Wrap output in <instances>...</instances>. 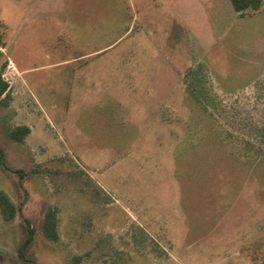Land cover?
Masks as SVG:
<instances>
[{
  "label": "rangeland",
  "instance_id": "374dc122",
  "mask_svg": "<svg viewBox=\"0 0 264 264\" xmlns=\"http://www.w3.org/2000/svg\"><path fill=\"white\" fill-rule=\"evenodd\" d=\"M0 78V264H264V0H0Z\"/></svg>",
  "mask_w": 264,
  "mask_h": 264
},
{
  "label": "trees",
  "instance_id": "16d2710c",
  "mask_svg": "<svg viewBox=\"0 0 264 264\" xmlns=\"http://www.w3.org/2000/svg\"><path fill=\"white\" fill-rule=\"evenodd\" d=\"M229 2L234 12L240 14L249 10L257 11L260 9L262 5V0H229ZM6 88H7L6 83L2 81V79L0 78V98L5 93ZM204 92L205 89L202 88L201 90H199L198 92L199 94L196 97L199 99L203 98ZM5 133L8 136V138H10L11 140L17 143H23L25 137L30 133V129L25 125L12 126L6 129ZM223 141H224L223 142L224 148L230 151V149H232L230 145L231 144L230 141L224 138ZM218 142L220 145H222L220 141ZM233 162L236 164L235 159ZM237 164H239V166H247V167L253 164L256 167H261L262 165H264V154L260 158L254 159L253 161L247 159L246 161ZM0 166L6 171H10V169H8L5 164L4 153L1 147H0ZM10 172L20 173V171L17 170ZM263 180H264V176H263ZM18 212H19V208L11 201L9 196L4 191L0 190V215L2 220L4 222H9L18 214ZM23 222L26 224L27 233L24 238V241L22 242L20 248L18 249V255L20 258L25 260L23 255V250L32 241L34 231L30 226V223L26 219H23ZM41 231L47 240L51 242H55L58 240L57 219H56V213L53 209H49L45 213L41 223Z\"/></svg>",
  "mask_w": 264,
  "mask_h": 264
},
{
  "label": "crops",
  "instance_id": "0c3cea01",
  "mask_svg": "<svg viewBox=\"0 0 264 264\" xmlns=\"http://www.w3.org/2000/svg\"><path fill=\"white\" fill-rule=\"evenodd\" d=\"M33 7H32V5H31V7H30V9H32ZM36 8V7H35ZM41 9V8H40ZM27 126V125H26ZM29 129H30V133L25 137V139L27 140L31 135H32V128L31 127H29V126H27Z\"/></svg>",
  "mask_w": 264,
  "mask_h": 264
}]
</instances>
